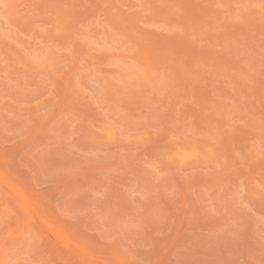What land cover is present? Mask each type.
<instances>
[{
  "label": "rangeland",
  "instance_id": "374dc122",
  "mask_svg": "<svg viewBox=\"0 0 264 264\" xmlns=\"http://www.w3.org/2000/svg\"><path fill=\"white\" fill-rule=\"evenodd\" d=\"M0 264H264V0H0Z\"/></svg>",
  "mask_w": 264,
  "mask_h": 264
}]
</instances>
